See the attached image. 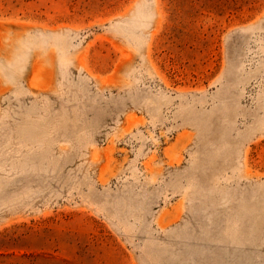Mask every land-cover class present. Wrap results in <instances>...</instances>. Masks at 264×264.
Returning <instances> with one entry per match:
<instances>
[{
    "label": "rangeland",
    "instance_id": "374dc122",
    "mask_svg": "<svg viewBox=\"0 0 264 264\" xmlns=\"http://www.w3.org/2000/svg\"><path fill=\"white\" fill-rule=\"evenodd\" d=\"M0 264H264V0H0Z\"/></svg>",
    "mask_w": 264,
    "mask_h": 264
}]
</instances>
